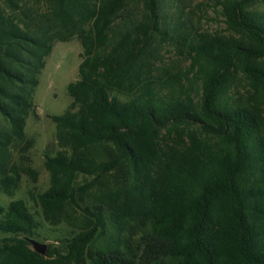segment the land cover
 <instances>
[{
  "label": "trees",
  "instance_id": "1",
  "mask_svg": "<svg viewBox=\"0 0 264 264\" xmlns=\"http://www.w3.org/2000/svg\"><path fill=\"white\" fill-rule=\"evenodd\" d=\"M214 1L239 38L170 29L191 66L157 78L139 60L143 38L161 32L159 0H0V115L10 125L0 127V177L14 184L12 146L25 140L54 45L80 38L39 200L54 225L85 223L66 256L49 246L43 257L26 241L41 226L25 202L0 207V264H264V12L259 0ZM110 227L108 248L94 253Z\"/></svg>",
  "mask_w": 264,
  "mask_h": 264
},
{
  "label": "rangeland",
  "instance_id": "2",
  "mask_svg": "<svg viewBox=\"0 0 264 264\" xmlns=\"http://www.w3.org/2000/svg\"><path fill=\"white\" fill-rule=\"evenodd\" d=\"M132 7L133 3H128L116 19L115 26L121 27L126 24L128 12ZM140 8L145 9V6L142 4ZM254 8L264 12V0H259ZM159 13L161 32H150L151 35L143 38L140 45L142 59L139 60V64L144 76L161 78L183 75L189 70L191 60L186 48L174 36L165 35L170 29L183 25L224 38L240 36L228 27L214 0H159ZM83 54L82 41L78 37L69 41H58L54 45L33 96L34 107L27 120L25 140L15 141L12 146L13 165L16 171V174L12 175L14 184L10 180L12 186L8 189L0 177V207L7 208L13 201H24L41 226L39 231L41 236L34 238L56 247L64 256L68 253L66 239L73 238L84 229L85 223L80 215H75L70 217L69 221L63 219L54 225L44 216L39 197L47 192L51 185V174L46 167V158L55 156L60 151L56 124L51 116L62 115L69 108L72 100L68 86L79 79ZM239 91L244 94L246 92L243 87H240ZM0 127L10 129L9 123L1 115ZM132 230L135 237L137 229ZM113 234L114 230L110 227L105 234L96 239L92 245L93 252H105ZM3 238L4 236L0 234V244ZM31 249L33 250L32 246ZM86 264H91L89 256L86 257Z\"/></svg>",
  "mask_w": 264,
  "mask_h": 264
},
{
  "label": "water",
  "instance_id": "3",
  "mask_svg": "<svg viewBox=\"0 0 264 264\" xmlns=\"http://www.w3.org/2000/svg\"><path fill=\"white\" fill-rule=\"evenodd\" d=\"M26 241L32 246L33 250L39 255L45 257L48 254L49 245L42 243L35 238H26Z\"/></svg>",
  "mask_w": 264,
  "mask_h": 264
}]
</instances>
